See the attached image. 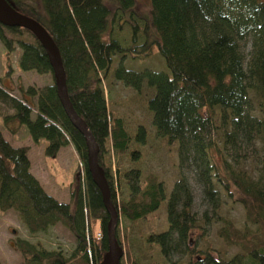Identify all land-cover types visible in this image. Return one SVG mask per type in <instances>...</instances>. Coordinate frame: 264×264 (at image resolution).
I'll return each instance as SVG.
<instances>
[{"label": "trees", "instance_id": "obj_1", "mask_svg": "<svg viewBox=\"0 0 264 264\" xmlns=\"http://www.w3.org/2000/svg\"><path fill=\"white\" fill-rule=\"evenodd\" d=\"M6 1L37 21L56 45L69 102L96 143V162L118 217L146 221L165 201L167 230L146 236L164 259L178 253L188 256L185 264H264V187L243 168L230 164L223 147L210 138L211 132H222L226 143L236 138L264 140V0H149L148 17L136 13L135 0ZM123 27L129 31L125 45L114 36ZM0 43L6 58L15 45L21 50L20 70L52 78V84L39 91L20 88L19 99L0 87V103L13 111L2 118L3 128L15 135L24 127L33 143L44 140V156L50 159L72 144L82 166L70 201L59 202L30 172L28 148L11 146L0 131V211L15 212L31 235L60 225L75 241L74 251L66 256L16 238L13 249L20 255L19 264H100L109 249L110 215L87 168L85 139L58 98L45 50L29 31L1 24ZM243 43L250 46L247 54ZM154 51L163 58L170 77L128 70L122 64L113 77L137 93L154 90L147 108L155 132L168 144L177 143L179 166L190 162L195 167L204 197L215 206L217 185L226 198L243 207L242 229L218 218L221 226L215 235L240 250L231 258H216L210 246L197 249L191 244L192 232L203 226L192 213V191L184 176L166 195L157 177L148 174L142 179L139 168L112 172L110 157L139 160L140 152L132 146L145 143L146 130L138 126L134 135L127 132L123 119L109 109L104 85L116 57L143 59ZM250 93L260 119L248 114ZM118 184L127 188L120 199ZM117 228L115 238L122 251ZM124 250L118 264H139L128 246Z\"/></svg>", "mask_w": 264, "mask_h": 264}, {"label": "rangeland", "instance_id": "obj_2", "mask_svg": "<svg viewBox=\"0 0 264 264\" xmlns=\"http://www.w3.org/2000/svg\"><path fill=\"white\" fill-rule=\"evenodd\" d=\"M135 3L136 13L141 17H148L149 0H135ZM114 36L123 45L129 41V31L126 27H123L121 32L115 31ZM243 50L245 54L249 53L250 46L248 43H243ZM5 56V49L0 43V87L7 90L11 96L19 99L21 97L20 88L33 87L39 91L52 84L50 74H37L34 71L20 70L21 50L17 45H15V50L9 58ZM120 64L128 70L137 72L151 70L171 76L163 58L156 51L150 57L143 59L126 57L121 60L116 57L110 77L104 85L109 109L123 119L126 130L131 135L136 133L138 126L144 127L146 141L143 145L135 144L132 146L140 152V158L137 162L131 163L127 158L119 160L110 157L112 172H118V168L121 171L132 167L139 168L142 179L148 174L155 175L162 183L166 195L171 191L173 184L181 176H184L192 191V213L197 223L203 226L192 232L191 244L193 247L205 249L210 246L212 248L211 253L216 258H231L240 253L238 247L226 245L215 233L221 226L218 219L220 216L230 220L236 228L242 229L246 225L243 207L226 198L217 185L214 187L218 191L219 199L215 206L204 197L201 185L196 181L195 167L189 162L180 168L177 143L168 144L166 139L158 136L155 132L152 125V113L147 108V99L152 96L154 90L151 92L143 88L137 93L116 81L113 77L114 71ZM9 68L11 73L8 75ZM250 98L248 114L260 119L256 100L251 93ZM12 112L10 107L0 103V131H5L4 134L10 143L28 148L32 170L40 175L42 188L45 192L54 198L56 196L55 199L59 202L68 203L76 180L81 179L82 170L74 147L72 144H68L54 159L45 157L39 142L27 145L29 137L24 127L20 128L15 135L9 134L3 128L2 118L12 114ZM226 130H230L228 126ZM210 138L223 147V154L230 164L236 168H243L253 180L259 181L258 183L264 187V140L236 138L226 143L222 132L217 134L211 132ZM115 187L118 193L117 199L126 196L127 188L123 184H118ZM165 204V201L162 202L158 210L151 214L146 221L130 222L122 217L117 218L116 225L118 228L116 232L124 256V246H128L139 264H148L153 260L159 264H185L188 261L187 255L178 253L169 259H164L159 253L157 244L149 245L146 242V236L151 231L159 233L167 230ZM93 227L95 230L98 228L97 224ZM16 238L27 240L32 244H39L47 250H59L66 256H69L75 248L73 236L60 225L50 228L45 233L31 235L22 225L15 212L11 210L0 211V264L20 263V255L13 249V241Z\"/></svg>", "mask_w": 264, "mask_h": 264}, {"label": "water", "instance_id": "obj_3", "mask_svg": "<svg viewBox=\"0 0 264 264\" xmlns=\"http://www.w3.org/2000/svg\"><path fill=\"white\" fill-rule=\"evenodd\" d=\"M0 24L9 28L17 27L29 31L45 50L47 58L53 69V78L57 88L58 98L65 114L68 116L73 126L85 139L88 151L87 168L92 178V182L100 189L103 205L110 215V219L107 224L109 249L100 264H118L120 258L122 257V252L119 250L115 238V228L118 214L110 201L109 186L104 177L103 170L96 162V143L86 124L77 116L69 102L65 87V75L57 47L46 30L37 21L17 12L8 4L6 0H0Z\"/></svg>", "mask_w": 264, "mask_h": 264}, {"label": "crops", "instance_id": "obj_4", "mask_svg": "<svg viewBox=\"0 0 264 264\" xmlns=\"http://www.w3.org/2000/svg\"><path fill=\"white\" fill-rule=\"evenodd\" d=\"M13 113V112H12ZM34 114H35V112L33 111V113H32V118H34ZM26 131V130H25ZM2 133V135H3V137L5 138V140L6 141H8L9 143H10V140H8V138L5 136V131H3V132H1ZM28 134V133H27ZM28 137H29V142H28V144L27 145H29V144H32L33 143V141L31 140V138H30V136L28 135ZM43 141V142H42ZM33 144H35V143H33ZM10 145L11 146H13V147H15V148H17V147H21L20 145H15V144H12V143H10ZM39 145L42 147V150L44 151V148H45V145H46V143H45V141L44 140H41V141H39ZM64 148H61L60 150H59V152H58V154L63 150ZM28 158H29V160H30V153H29V151H28ZM32 164H30V172L32 173V175L40 182V184L42 185V187H43V184H42V182H41V178H40V175L38 174V173H36V172H34L33 170H32ZM48 193V192H47ZM54 197V196H53ZM55 198H56V196H55Z\"/></svg>", "mask_w": 264, "mask_h": 264}]
</instances>
